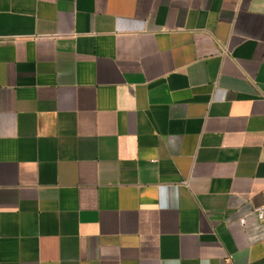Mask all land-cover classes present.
<instances>
[{
	"label": "crops",
	"instance_id": "0c3cea01",
	"mask_svg": "<svg viewBox=\"0 0 264 264\" xmlns=\"http://www.w3.org/2000/svg\"><path fill=\"white\" fill-rule=\"evenodd\" d=\"M260 207L264 0H0V264H264Z\"/></svg>",
	"mask_w": 264,
	"mask_h": 264
},
{
	"label": "built area",
	"instance_id": "2783aa9c",
	"mask_svg": "<svg viewBox=\"0 0 264 264\" xmlns=\"http://www.w3.org/2000/svg\"><path fill=\"white\" fill-rule=\"evenodd\" d=\"M255 212L258 214V218H259V220L263 221V220H264V208H263V207L257 208V209L255 210ZM245 223H246V221H245L244 219H242V220L240 221V224H241L242 226H244Z\"/></svg>",
	"mask_w": 264,
	"mask_h": 264
}]
</instances>
